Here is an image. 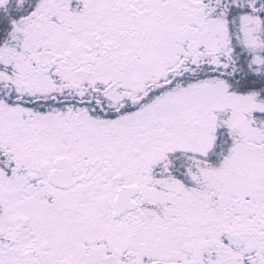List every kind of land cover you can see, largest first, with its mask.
<instances>
[{
	"label": "snow or ice",
	"instance_id": "snow-or-ice-1",
	"mask_svg": "<svg viewBox=\"0 0 264 264\" xmlns=\"http://www.w3.org/2000/svg\"><path fill=\"white\" fill-rule=\"evenodd\" d=\"M0 264H264V0H0Z\"/></svg>",
	"mask_w": 264,
	"mask_h": 264
}]
</instances>
